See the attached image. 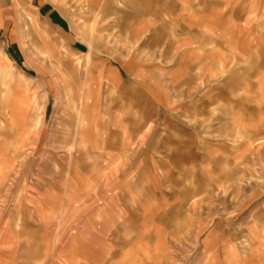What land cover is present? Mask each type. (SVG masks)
I'll return each mask as SVG.
<instances>
[{
    "label": "rangeland",
    "instance_id": "374dc122",
    "mask_svg": "<svg viewBox=\"0 0 264 264\" xmlns=\"http://www.w3.org/2000/svg\"><path fill=\"white\" fill-rule=\"evenodd\" d=\"M89 1L0 0V264H264V0Z\"/></svg>",
    "mask_w": 264,
    "mask_h": 264
},
{
    "label": "crops",
    "instance_id": "0c3cea01",
    "mask_svg": "<svg viewBox=\"0 0 264 264\" xmlns=\"http://www.w3.org/2000/svg\"><path fill=\"white\" fill-rule=\"evenodd\" d=\"M96 4L97 3V0L95 1V0H91V1H89V3L88 4ZM35 28V30H36V32L37 33H39L38 32V30L36 29V27H34ZM88 53L89 54H91V51H90V49H89V51H88ZM48 58L51 60V58H53V55H52V53L50 52V53H48ZM30 97H33V95L32 96H30ZM36 108H34V110H35Z\"/></svg>",
    "mask_w": 264,
    "mask_h": 264
}]
</instances>
